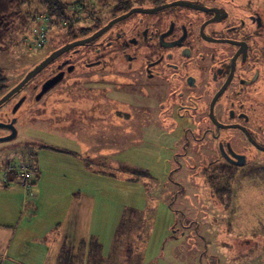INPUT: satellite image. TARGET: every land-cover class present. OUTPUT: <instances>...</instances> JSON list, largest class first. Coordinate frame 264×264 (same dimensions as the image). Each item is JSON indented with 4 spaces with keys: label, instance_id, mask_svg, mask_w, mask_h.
I'll return each mask as SVG.
<instances>
[{
    "label": "rangeland",
    "instance_id": "1",
    "mask_svg": "<svg viewBox=\"0 0 264 264\" xmlns=\"http://www.w3.org/2000/svg\"><path fill=\"white\" fill-rule=\"evenodd\" d=\"M22 1L21 14L9 26L0 27V66L9 79L8 89L67 40L70 26L64 19L54 23L38 0ZM93 1L95 7L71 6L76 30L87 25L85 17L109 5ZM87 73L80 77L85 79ZM85 80L94 85L90 78ZM96 85L111 92L103 98V92L79 88L80 96L74 100L83 102L72 104L63 98L57 109L54 103L27 99L16 113L18 136L0 141V191L26 187L19 182L22 173L9 185L1 181L17 171L7 168L9 160L16 165L40 160L49 180L71 176L77 166L83 181H90L85 189L109 196L107 202L122 208L117 230L99 233L109 263L264 264V156L254 151L242 167L212 165L208 162L218 156L212 144L218 140L209 137L198 146L192 134H188L189 152L180 155L186 136L173 129V119L141 113L153 103L138 96L136 86L106 76ZM27 92L28 86L23 87L0 106V119ZM67 111L76 117L68 126V120L58 119ZM101 115L105 116L99 119ZM222 138L241 142L237 131H223ZM25 190L35 192V187Z\"/></svg>",
    "mask_w": 264,
    "mask_h": 264
},
{
    "label": "flooded vegetation",
    "instance_id": "2",
    "mask_svg": "<svg viewBox=\"0 0 264 264\" xmlns=\"http://www.w3.org/2000/svg\"><path fill=\"white\" fill-rule=\"evenodd\" d=\"M107 4L99 14L85 17L87 25L78 30L76 25L67 27V40L23 76L62 46L109 25L91 41L56 56L24 85L29 92L19 95L2 114L0 138L14 131L18 136L20 116L16 113L28 98L35 104L54 103L55 109L63 98L72 104L83 102L74 100L80 96L79 88L98 90L105 98L111 90L96 82L106 76L131 83L138 96L153 103L149 107L153 110H141L144 115L173 119V129L186 136L180 155L189 152L188 134H192L198 146L209 137L218 140L212 144L218 153L208 162L212 165L224 162L223 166L242 167L252 152L264 156V4L260 0H121ZM85 71L90 72L85 79L90 78L93 86L80 77ZM63 118L68 126L76 117L67 111L66 117H58L61 123ZM227 130L240 133L238 145L234 139L222 138Z\"/></svg>",
    "mask_w": 264,
    "mask_h": 264
},
{
    "label": "crops",
    "instance_id": "3",
    "mask_svg": "<svg viewBox=\"0 0 264 264\" xmlns=\"http://www.w3.org/2000/svg\"><path fill=\"white\" fill-rule=\"evenodd\" d=\"M34 167L35 180L25 188L35 192L0 191V264L109 263L99 233L117 230L120 205L85 189L90 181L77 166L73 175L51 180L40 160ZM6 179L1 181L9 185L11 177Z\"/></svg>",
    "mask_w": 264,
    "mask_h": 264
},
{
    "label": "trees",
    "instance_id": "4",
    "mask_svg": "<svg viewBox=\"0 0 264 264\" xmlns=\"http://www.w3.org/2000/svg\"><path fill=\"white\" fill-rule=\"evenodd\" d=\"M74 1V2H72ZM104 3L119 2L121 0H97ZM40 6L44 8L47 14L53 19L56 20L57 25L60 24V20L68 21L70 27L73 25L72 17L70 15L71 6L75 5L80 8L95 7L96 2L93 0H38ZM24 3L22 0H0V27L5 25L9 26L13 20H15L21 14L20 4ZM91 3V5H90ZM107 5V4H106ZM9 79L6 76L4 69L0 66V97L4 92L8 90ZM11 160L7 161V168L10 169ZM10 171V170H9ZM12 177L10 180H15L20 172L17 170H12ZM228 190V189H227ZM226 191V190H225ZM65 257L62 259L64 260Z\"/></svg>",
    "mask_w": 264,
    "mask_h": 264
},
{
    "label": "water",
    "instance_id": "5",
    "mask_svg": "<svg viewBox=\"0 0 264 264\" xmlns=\"http://www.w3.org/2000/svg\"><path fill=\"white\" fill-rule=\"evenodd\" d=\"M135 9H139V8H135ZM129 14V13H127ZM127 14H125L124 16H126ZM122 16V17H124ZM121 18V17H120ZM119 18V19H120ZM109 26V25H108ZM108 26H106L105 28L99 30L98 32H96L95 34H93L90 37L81 39V40H76L73 42H70L64 46H62L61 48H59L58 50L52 52V54H50L46 59H44L41 63H39L38 65H36L32 70H30L28 72V74L13 88H11L6 94H4L1 98H0V106L2 104H4L6 101H8L14 94H16L18 91H20L22 89V87H24V85L32 78L34 77L46 64H48L52 59H54L56 56H58L59 54H61L62 52L70 49L71 47L75 46V45H80V44H84L88 41H91L92 39H94L95 37H97L103 30H105ZM17 136L16 131H14L9 137L6 138H0V141L3 140H8V139H13Z\"/></svg>",
    "mask_w": 264,
    "mask_h": 264
},
{
    "label": "built area",
    "instance_id": "6",
    "mask_svg": "<svg viewBox=\"0 0 264 264\" xmlns=\"http://www.w3.org/2000/svg\"><path fill=\"white\" fill-rule=\"evenodd\" d=\"M34 162V161H33ZM10 169H17L23 175L19 178V182L24 186L29 187L33 180H35V167L34 163H23L21 162L19 165L11 163Z\"/></svg>",
    "mask_w": 264,
    "mask_h": 264
}]
</instances>
